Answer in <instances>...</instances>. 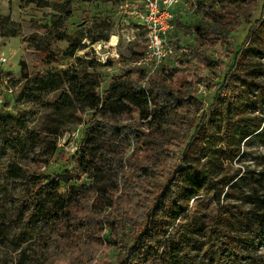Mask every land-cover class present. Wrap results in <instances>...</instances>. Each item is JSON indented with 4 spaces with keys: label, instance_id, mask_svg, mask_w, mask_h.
Returning <instances> with one entry per match:
<instances>
[{
    "label": "rangeland",
    "instance_id": "obj_1",
    "mask_svg": "<svg viewBox=\"0 0 264 264\" xmlns=\"http://www.w3.org/2000/svg\"><path fill=\"white\" fill-rule=\"evenodd\" d=\"M56 1L0 0V118L22 115L26 122L11 132L0 127V264H54L64 257L69 262L76 249L97 242L101 214L108 218L102 232L107 236L113 227L114 233L112 243L104 241L92 264H141L135 251L129 257L126 246H132L146 226L178 242L182 264H264V100L258 90L248 94L243 119L231 123L235 150L224 158L223 169L230 176L223 180L219 201L201 194L199 198L209 203L192 199L182 204V214L171 218L175 214L166 210L170 203L162 196L143 221L134 222L119 205L120 190L113 194L94 190L90 179L80 176L78 151L94 111L54 112L71 80H82L83 68L100 74V95L116 86L108 103L120 98L137 108L151 107L148 97L127 96L122 86L145 72L132 63L146 49V31L137 28L132 6L125 8L131 0H64L73 10L69 17L55 7ZM211 9L225 18L238 16L240 22L230 42L209 47L216 64L204 69L205 79L198 81L179 63L183 53L179 47L196 44L193 25ZM59 20L64 23L61 28ZM173 24L169 37L176 54L156 72L175 89L188 86L200 97L201 109L189 115L193 125L201 120L209 124L214 97L233 67L264 83V0H255L251 7L179 0ZM30 35H44L50 50L67 59L62 64H41L38 50L26 40ZM59 36L65 38L55 40ZM102 44L108 46L99 50ZM164 119L153 113L149 117L155 122ZM219 125L223 130V121ZM195 129L182 131L186 141ZM219 139L217 134L222 147ZM62 151L70 157L68 162L58 161ZM57 173L68 181L46 192L44 180ZM165 181L160 179L162 184ZM111 199L113 205L108 207ZM128 220L130 224H125ZM142 239L150 242L145 236ZM115 241L117 247L112 249Z\"/></svg>",
    "mask_w": 264,
    "mask_h": 264
},
{
    "label": "trees",
    "instance_id": "obj_2",
    "mask_svg": "<svg viewBox=\"0 0 264 264\" xmlns=\"http://www.w3.org/2000/svg\"><path fill=\"white\" fill-rule=\"evenodd\" d=\"M215 1L218 4L228 2L250 7L255 2ZM55 7L65 11L66 17L71 16L73 11L64 0L56 1ZM224 16L211 9V13L195 22L193 28L196 44L187 45L188 51L178 58L179 63L186 65L197 76L198 81H204V69L212 68L216 64L209 55V47L230 42L231 34L239 27L240 17ZM58 23L60 28L64 26L62 20ZM250 33L251 31L246 39L250 37ZM64 38L59 36L55 40ZM26 40L36 47L43 65L50 62L62 64L67 59L66 56H59L50 50L51 43L47 42L44 35H30ZM75 51L74 48L72 55ZM238 54L235 56L237 63L240 62ZM235 68L230 69L214 97L209 124L205 125L201 120L197 126L191 123L189 115L193 110L201 109L202 101L188 86L175 89L167 83L168 78L165 75L160 76L157 72L148 77L144 86L147 75L142 72L135 80L130 79L122 84L125 86L123 92L127 96L148 97L151 107L145 105L137 108L120 98L113 104L108 103V100L115 93L116 86H110L100 95V74L86 73L83 68L82 80L78 77L71 80L69 90L58 98L57 108L53 111L54 115L64 114L66 111L72 114L94 111L78 151L80 176L90 179L89 186L94 190L112 194L120 190L119 205L127 210L134 222L143 221L162 196L170 203L166 210L171 215L175 214L172 217L169 215L171 218L182 214V204L189 203L192 199L209 203L199 198L201 194L208 193L211 199L219 201V195L225 189L223 180L230 176L224 172V158L235 150L231 123L237 124L243 119V109L247 105L249 93L257 89L258 96L264 100V83L254 80L244 69ZM53 87L54 90L59 89L57 86ZM151 113L164 116V121L149 120ZM0 120L3 122L0 127L6 128L7 132L26 126L25 117L22 115L2 116ZM220 121H223V130L220 128ZM194 127V134L186 141L182 131L192 130ZM217 134H220L222 147H218ZM212 150L214 151L210 154ZM204 158H207L206 161L201 163ZM69 160L70 157L64 151L58 156L59 162ZM162 178L166 179L164 184L160 183ZM62 181L66 182L68 178L58 173L49 174L42 186L48 192L58 188ZM112 205L111 199L108 207ZM98 219L101 226L98 232L102 235L99 234L97 242L94 241L95 244H89L84 249H76L69 262L64 257L55 260L56 264H92L97 260L104 241L112 243L114 233V228L111 227L105 236L102 230L108 218L101 214ZM125 224H130V221ZM153 228L146 226L134 238L132 246H126L129 257L130 252L135 251L141 258V264H182L178 242L170 237L163 238L162 233L155 232ZM143 236L150 242L145 244ZM156 241L157 244L153 243ZM111 245L112 249L117 247L116 241Z\"/></svg>",
    "mask_w": 264,
    "mask_h": 264
},
{
    "label": "built area",
    "instance_id": "obj_3",
    "mask_svg": "<svg viewBox=\"0 0 264 264\" xmlns=\"http://www.w3.org/2000/svg\"><path fill=\"white\" fill-rule=\"evenodd\" d=\"M126 7L132 6L131 16L135 19L137 28L146 31V49L144 53L132 63L133 66L141 67L146 72L143 85L148 77L155 73L158 67L176 54L171 43L170 33L173 31V9L178 6L179 0H131ZM127 11V10H126ZM182 52L188 48L182 47Z\"/></svg>",
    "mask_w": 264,
    "mask_h": 264
},
{
    "label": "bare ground",
    "instance_id": "obj_4",
    "mask_svg": "<svg viewBox=\"0 0 264 264\" xmlns=\"http://www.w3.org/2000/svg\"><path fill=\"white\" fill-rule=\"evenodd\" d=\"M108 45L107 44H102V47H101V45H100V49L99 50H101L103 47H107Z\"/></svg>",
    "mask_w": 264,
    "mask_h": 264
}]
</instances>
